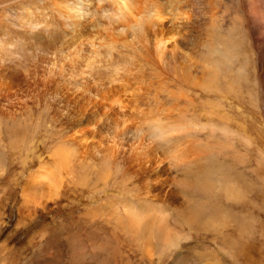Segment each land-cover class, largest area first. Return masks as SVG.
<instances>
[{"label": "rangeland", "instance_id": "rangeland-1", "mask_svg": "<svg viewBox=\"0 0 264 264\" xmlns=\"http://www.w3.org/2000/svg\"><path fill=\"white\" fill-rule=\"evenodd\" d=\"M151 1L167 12L162 14L163 30L184 34L183 51H178L182 58L176 54L179 70L174 63H157L152 32L147 35L151 42L145 40L149 47L131 40L132 34L125 47L123 40L117 42L111 60L104 46L99 55L92 51V40L100 43L108 37L106 29L95 30L103 25L89 26L81 39L65 37L60 43L41 27L27 25L42 14L54 23L60 0H0V139L5 146L0 145L5 163L0 171V264H264V0ZM140 47H152V52ZM110 64H117V70ZM172 68L182 71L186 84ZM160 71L166 75L159 76ZM207 72L212 87L205 80ZM173 92L185 96L178 102L203 122L209 115L203 107L216 111L214 132L222 150L212 151L213 180L228 175L245 191L244 198L227 201L217 188L204 206L192 197L190 207L177 210L172 204L185 197L172 192L164 196L166 189L158 180L162 171L132 169L124 189L136 198L160 193L164 200L158 202L170 225L183 235L160 255L158 249L143 251L137 242L142 237H134L122 224L117 227L107 216L92 217L104 197L119 193L120 182L93 196L90 186L66 176L61 195L42 197L47 189L40 186L43 181L54 187L57 144L72 132L63 113L66 103L73 111H88L108 95L134 105L136 113L163 114L176 101ZM166 144L154 142L168 157L173 149ZM171 169L175 185L185 170ZM204 251L210 260L197 258Z\"/></svg>", "mask_w": 264, "mask_h": 264}, {"label": "bare ground", "instance_id": "bare-ground-1", "mask_svg": "<svg viewBox=\"0 0 264 264\" xmlns=\"http://www.w3.org/2000/svg\"><path fill=\"white\" fill-rule=\"evenodd\" d=\"M90 1L91 0H60L59 3L54 2L56 5V14H54L56 15V20L54 23H52L51 20L50 22L52 24L46 22L45 14V17L42 16L43 14H39L41 17L38 16V19H29L27 25L36 28L38 26L41 27L46 33L55 35L59 43L62 42L65 37L67 39H74L75 37L81 39V37H84L82 34H86V30H88L87 27L103 25V27L94 29H106V37H108L104 39L105 41L100 43H95L92 40V51L99 55L101 54L102 46H104L106 47V50L103 49V51H105L104 54L106 53V56H110L111 60L113 57L111 51L114 50L115 47H118L119 44L115 46L117 42L119 43L120 40H123L121 45H125L126 42L124 43V40L127 39V36L130 37L129 34H132L133 38H130L131 40L134 39L138 44L140 43L139 45L143 44L145 46L147 44L146 41L151 38V36H148L150 37L148 39L147 35L152 32L154 34H152L154 36L152 39L154 40H152L151 45H154L155 48L145 47L146 49H143L144 47L142 45L141 47L143 48H140L142 50L155 52L152 55H155V60L158 61L157 63H162V61H164L163 63L166 66L169 64L171 65V63H174V66H172L173 64L171 65L172 67H175V65L177 66L179 61L176 60V54L178 55V51H183V49L180 50V48L184 44V34L180 33L178 30L179 34L165 32L163 30L164 28H162V25L165 22H163L165 19L163 15H165V12H161L160 6H158L156 1L95 0L96 3L93 6L89 5ZM105 2L109 5H105ZM149 35H151V33ZM83 40L85 41V39ZM149 41L148 43L150 45L151 41ZM211 43L213 44L214 42L211 41ZM149 45L146 46L149 47ZM134 46L136 47V45ZM151 48L152 51L150 50ZM222 48L224 51L227 50L225 45H223ZM134 50L136 51L137 49L135 48ZM186 51L187 50H185V52ZM143 52L141 51V53ZM187 53H189L187 54L188 57L193 55L188 51ZM182 54L179 55L178 58H182ZM144 55H146V58H148L147 55L151 57V54L145 53ZM152 58L153 57H151V59ZM176 61L177 64H175ZM116 65L117 64H114L112 66V64H110L111 68H114V70L116 69V67H114ZM212 65L215 69L216 65ZM176 68V70H179L180 65L179 68L178 66ZM167 70L166 67V71ZM176 70L174 71L173 69V73L177 72L180 74L182 72ZM162 74H164V72H161L159 76ZM172 74L171 76H173ZM183 76L181 73L180 78L184 82ZM211 77L212 74L207 72L205 80L210 86L209 80ZM181 79L179 80L180 82ZM172 80L174 81V79ZM199 80L200 78L197 79V81ZM195 83L194 85H196ZM177 89L179 90V88ZM176 94L177 93L173 92V99L176 101L171 104V111L163 114H161V112V115L149 112L141 114L136 113L134 110L137 108L134 105L125 104L121 99H116L114 98L115 96L113 97L112 95L109 96H112L111 98H108L107 95L106 99L96 101L95 104L92 105L93 110L91 108L88 111L87 109H82L77 112L74 110V112L69 103H66L63 108V113L67 116L68 126L71 127L70 130H72V132L70 133L68 130L69 134L57 144L54 153L55 188L52 187L48 180L43 181L40 186H46L47 189L46 193L41 194L42 197L47 196V198L53 199L61 195L62 186L64 184L62 182L66 179V176L77 184L90 186L88 191L92 192L93 196L107 189L108 185L120 182L117 186L118 189H116L119 193L114 196L104 197L101 204L93 208L94 215L92 217L107 216L113 223H116L115 225H117V227L122 224L134 234V237H142V239H137V242L143 251L155 253L158 249L160 255L168 250L175 241L180 240L183 235L170 225L168 213L160 202H158L164 200L159 197L161 196L160 193L158 197H154L155 194H152V196L148 194L136 198L133 195L134 193L132 194L130 191L127 192V190L124 189V186L126 187L127 184L126 181L129 180L131 176L133 177L131 172L132 169L135 170V168L143 167L142 169L146 168V171H149L150 167H154L155 170L159 172L162 171L164 175H158V180H161V186L164 185L166 189L164 196L172 192L181 194L185 197L181 202L172 204L174 209L177 210H184V208L190 207V200L192 197L198 198L200 207L204 206V200L207 199V201H210L209 196L212 195L217 188L218 192L220 191L227 201H229V199L244 198L246 196L245 191L242 188L239 189L228 175L221 173L218 179L215 177L213 180L214 157L212 156V151L222 150L219 147V139L216 138L217 134L214 132L216 119L219 117L218 114L214 109H210V107L206 105V107L203 108L209 112V115L206 121L203 122L202 117L189 115L191 109L187 111L186 109L189 108L178 102L180 98L185 96L181 94V97ZM183 94H185V91ZM186 99L191 98L186 96ZM139 110L141 111V108ZM220 122H224V117L221 118ZM219 128L221 127L219 126ZM156 141L167 143L166 145L173 149L168 157H166L164 152L157 150L158 147L154 145ZM0 145L5 149L4 142L1 139ZM2 163L5 164L2 158H0V171L5 168V165L2 168ZM171 167H182L185 170V176L177 181L175 185L172 183L170 174V171H172ZM154 172L153 170L152 173ZM161 186H159V188ZM163 188L161 187V189ZM188 193L191 195L189 198L187 197ZM161 194L163 193L161 192ZM168 199L169 198H166V200ZM207 254V251L201 252L197 255V258L201 261H208L210 257L208 258Z\"/></svg>", "mask_w": 264, "mask_h": 264}]
</instances>
